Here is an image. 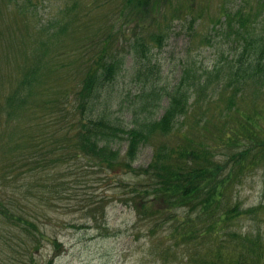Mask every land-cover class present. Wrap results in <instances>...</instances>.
<instances>
[{
	"label": "trees",
	"instance_id": "16d2710c",
	"mask_svg": "<svg viewBox=\"0 0 264 264\" xmlns=\"http://www.w3.org/2000/svg\"><path fill=\"white\" fill-rule=\"evenodd\" d=\"M213 3L218 14L210 12ZM90 4L112 8L105 32L68 37L74 34L68 19L87 16ZM90 4H66L39 27L38 40L17 27L7 33L22 61L14 63L13 83L0 90V221L32 238L25 250L38 264L32 255L47 238L40 226L44 217L31 215V207L22 213L33 188L25 182L28 189L13 201L8 190L33 164L49 174L76 159L78 167L103 170L111 189H124L117 200L136 212L149 235L165 230L167 240L184 246L188 264H264V231L252 227L262 219L264 203L245 206L233 197L247 168L264 165V0ZM23 8L13 15L26 17ZM176 18L187 21L191 36L207 18L219 36L216 47L231 41L233 49L210 67L185 65L176 83L159 84L153 51L165 44ZM201 40L214 44L207 32ZM122 71L141 85L128 104L134 105L128 120L96 109L101 92ZM57 73L73 83H47ZM144 146L151 147L150 160L136 164ZM52 182L64 185L57 176ZM51 243L60 250L57 238ZM53 262L54 256L43 264Z\"/></svg>",
	"mask_w": 264,
	"mask_h": 264
},
{
	"label": "rangeland",
	"instance_id": "374dc122",
	"mask_svg": "<svg viewBox=\"0 0 264 264\" xmlns=\"http://www.w3.org/2000/svg\"><path fill=\"white\" fill-rule=\"evenodd\" d=\"M73 0H1L0 2V90L9 87L10 81L18 70L14 63L20 59L11 44L8 31L17 27L23 32L31 31L32 38L40 39L43 35L39 27L47 19H55L61 8ZM90 4L92 0H80ZM103 4L104 0H93ZM216 1V0H215ZM24 6L26 17L13 14L20 12ZM90 13L85 16L71 15L70 27L73 39L83 40L88 33L102 29L105 32V22L113 15L112 8L95 7L92 4ZM37 11V13H34ZM211 13L219 12L216 3L210 9ZM29 18V19H27ZM27 19V20H26ZM206 18L203 27L196 29L191 36L188 23L178 18L173 19L172 27L166 31L164 45L153 51V60L160 69V84H174L180 78L185 65H190L195 71L210 67L213 61L221 60L233 49L231 41L218 42V35L208 28ZM35 25V29H34ZM117 27V21H116ZM71 29V28H70ZM209 29V30H208ZM76 32V34H75ZM117 32V30H116ZM116 32L114 34H116ZM214 36V44L209 45L201 40L205 33ZM100 32H98V35ZM25 35V34H24ZM122 41V39H121ZM11 54L9 56L8 54ZM126 66H130V55L125 58ZM71 85L67 75L59 73L49 78L47 83ZM141 85L129 80L128 72L122 71L107 90L101 92L96 109L107 108L114 117L121 116L123 120L130 119L134 105L128 106L133 98L140 93ZM45 94V93H42ZM53 96L55 92H47ZM127 100L120 104L121 100ZM166 103V99L162 104ZM161 111L159 110L157 115ZM151 147L144 146L139 151L136 164L144 165L150 160ZM71 167H62L57 171L41 172L40 164H33L30 170L18 177L8 192L10 201L17 199L28 189L25 182H29L31 189L30 205H24L23 214L30 210V214L41 219V230L46 234L40 246L34 251L33 261L43 264L54 256L53 264H188L185 262L186 249L182 245L173 244L167 240L165 230H157L152 235L146 232V224L137 221L136 212L117 200L123 199L124 189H111L106 173L89 164H83L76 159L70 162ZM257 165L249 167L245 176L235 187L233 197L239 199L245 206L264 203V168ZM29 174V176H28ZM44 175V176H43ZM53 176L64 180V185H54ZM130 178L129 174L123 175ZM21 185L20 190L16 189ZM116 194V195H115ZM117 196V197H116ZM96 202H99L103 209ZM44 214V215H42ZM91 216L95 217L94 220ZM48 218V219H47ZM260 222H254V230L261 228L264 231V215ZM246 226H251L245 221ZM9 224L0 221V264H32L30 252H26V242L32 238ZM57 238L61 242L59 251H54L51 240ZM57 253V254H56Z\"/></svg>",
	"mask_w": 264,
	"mask_h": 264
}]
</instances>
